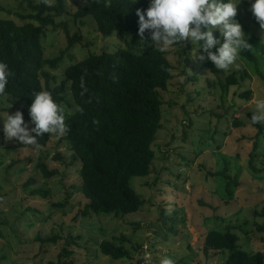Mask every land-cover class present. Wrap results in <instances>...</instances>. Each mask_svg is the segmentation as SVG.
Segmentation results:
<instances>
[{"label": "rangeland", "instance_id": "obj_1", "mask_svg": "<svg viewBox=\"0 0 264 264\" xmlns=\"http://www.w3.org/2000/svg\"><path fill=\"white\" fill-rule=\"evenodd\" d=\"M79 1L64 0L66 15L56 23H68L70 34H80L83 43H75L56 70L46 69L54 78L48 87L41 80L44 91L60 86L64 70L71 64L90 54L113 55L132 41L126 32L102 37L90 16L84 18L83 26L74 21L71 15ZM55 2L48 0L51 5ZM0 6L10 11H0V17L26 22L15 16L29 13L22 0H0ZM237 17L256 63L240 56L237 66L213 72L206 66L209 60L202 50H197L195 58L191 56L193 46L188 41L165 51L173 70L167 89L160 92L164 104L161 129L152 145L155 158L147 177L129 181L145 201L136 213L121 218L85 216L87 200L81 193L80 164L72 161L63 135L50 134L45 145L33 147L6 140L0 130V264L56 263L70 238L75 241L69 247L71 255H62L61 262L159 264L162 256H168L175 264H224L229 254L205 255L203 242L210 231L227 230L236 235L243 251L264 254V124L263 133L255 139L256 129L247 117L255 110L254 99H264V30L252 16L248 0H240ZM213 35L219 36V32ZM41 45L45 59L59 56L67 47L63 30L49 28ZM132 47L140 54L153 46L145 38L132 42ZM201 55L205 59L200 60ZM241 69L250 78L225 90L220 82ZM247 91L252 93L250 100L240 99ZM61 96L66 119L75 110L68 83ZM29 107L0 97V113L20 111L25 122L30 120ZM40 163L54 175L44 177L37 168ZM224 170L225 176L208 175ZM32 191L47 196L32 195ZM52 235L60 238L56 244L35 240ZM119 238H125L122 244L131 251V259L112 261L101 254L100 242Z\"/></svg>", "mask_w": 264, "mask_h": 264}, {"label": "trees", "instance_id": "obj_2", "mask_svg": "<svg viewBox=\"0 0 264 264\" xmlns=\"http://www.w3.org/2000/svg\"><path fill=\"white\" fill-rule=\"evenodd\" d=\"M22 1L29 13L15 16L26 22L18 24L13 19L0 17V61L7 63L12 73L5 89L6 95L0 97H8L30 106L33 95L44 91L41 80L48 87L54 78L46 69L56 70L75 43H83V37L78 33L71 35L68 23H56V19L66 15L64 0H56L53 5L48 0H38L37 3L32 0ZM148 7V0L76 2L71 16L81 26L85 24L84 18L90 16L95 20L96 31L102 37H109L114 32H126L131 35L132 41L113 55L106 52L90 54L71 64L64 70L65 80L61 85L53 91L48 90L60 106L64 84L68 83L75 106L83 109L82 112L74 110L65 119L68 130L63 138L72 153V161L80 164L78 176L81 180V193L87 200L85 216L95 214L121 218L136 213L145 204L144 199L132 190L129 181L133 177H147L150 174L155 158L152 145L162 121L161 108L164 103L160 92L167 89L173 70L165 52L154 47H147L140 54L133 51L132 42L140 39L137 35L136 11L143 12ZM0 11L10 14L2 6ZM235 19L238 20V17ZM49 28L63 30L67 47L59 56L45 59L41 42ZM145 38H148L147 30ZM240 56L249 62H257L250 50L242 51ZM206 66L217 72L210 61ZM249 78L248 72L241 69L230 73L220 85L227 90ZM251 95V91H247L240 94L239 98L249 101ZM251 113H247L249 119ZM252 126L256 129V139L263 133V125ZM49 139L50 134H42L36 137L37 145L33 147L45 145ZM37 168L44 177L54 175L42 163L37 164ZM251 168L258 172L253 165ZM224 172H209L208 175L225 176ZM227 191L228 197H231L229 187ZM31 194L47 196L42 191H32ZM53 206L60 207L62 204ZM59 239L56 235L35 238L41 244H56ZM124 240H103L99 250L112 261L129 260L132 253L123 246ZM237 240L230 230L210 231L204 239L203 251L205 255L227 252L229 256L224 264H264L262 252H245L238 247ZM74 242L73 238L66 240V248L59 255V260L48 264H75L72 260L60 261L62 255H71L69 247Z\"/></svg>", "mask_w": 264, "mask_h": 264}, {"label": "clouds", "instance_id": "obj_3", "mask_svg": "<svg viewBox=\"0 0 264 264\" xmlns=\"http://www.w3.org/2000/svg\"><path fill=\"white\" fill-rule=\"evenodd\" d=\"M239 3L240 0H150L146 10L136 11L137 35L143 42L147 30L152 46L160 52L176 49L178 42L188 41L193 46L190 53L193 58L197 50H202L215 69L227 71L237 66L242 51L250 49L242 27L235 19ZM248 3L252 16L264 30V0H248ZM214 31L219 32V37H214ZM213 48L215 51H212ZM199 59L203 60L205 56L201 55ZM11 75L9 65L0 61V96L6 95ZM253 102L255 110L248 121L251 125L264 124V99H254ZM74 109L76 112L83 111L75 105ZM28 112V122L24 121L20 111L12 115L0 113L3 121L0 130L6 140L37 145L36 137L42 134L60 136L68 130L63 109L48 91L33 95ZM29 124L34 127L30 128ZM159 264H175V261L162 256Z\"/></svg>", "mask_w": 264, "mask_h": 264}]
</instances>
